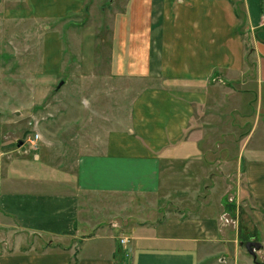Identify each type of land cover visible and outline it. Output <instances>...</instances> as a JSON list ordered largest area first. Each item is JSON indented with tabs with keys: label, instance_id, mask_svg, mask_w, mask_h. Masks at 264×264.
Listing matches in <instances>:
<instances>
[{
	"label": "crops",
	"instance_id": "obj_1",
	"mask_svg": "<svg viewBox=\"0 0 264 264\" xmlns=\"http://www.w3.org/2000/svg\"><path fill=\"white\" fill-rule=\"evenodd\" d=\"M23 1L25 15L47 22L44 68L60 73L61 32L50 23L85 3ZM263 11L264 0H124L108 28V112L73 126V166L0 153V264H256ZM195 190L204 199L192 208ZM248 242L261 245L254 257Z\"/></svg>",
	"mask_w": 264,
	"mask_h": 264
},
{
	"label": "rangeland",
	"instance_id": "obj_2",
	"mask_svg": "<svg viewBox=\"0 0 264 264\" xmlns=\"http://www.w3.org/2000/svg\"><path fill=\"white\" fill-rule=\"evenodd\" d=\"M123 1L83 0V13L50 23L60 28L64 64L60 73H52L44 68L43 26L47 22L25 15L23 0H0V153L15 151L21 160L40 158L53 169L73 166L74 138L79 133V126H73L108 112L104 97L111 88L106 69L108 28ZM35 134L39 138L31 145ZM237 184L241 194V183ZM198 193L192 208L204 199ZM102 199L106 200L98 197L95 201ZM169 203L160 206L166 211L179 210ZM8 224L14 226L13 221ZM3 231L10 235L16 229L7 226ZM33 241L43 244L45 239ZM259 254L255 263L264 264V253Z\"/></svg>",
	"mask_w": 264,
	"mask_h": 264
},
{
	"label": "water",
	"instance_id": "obj_3",
	"mask_svg": "<svg viewBox=\"0 0 264 264\" xmlns=\"http://www.w3.org/2000/svg\"><path fill=\"white\" fill-rule=\"evenodd\" d=\"M261 245L256 242H248L245 244V248L247 252L254 257L255 251H258L260 249Z\"/></svg>",
	"mask_w": 264,
	"mask_h": 264
},
{
	"label": "built area",
	"instance_id": "obj_4",
	"mask_svg": "<svg viewBox=\"0 0 264 264\" xmlns=\"http://www.w3.org/2000/svg\"><path fill=\"white\" fill-rule=\"evenodd\" d=\"M263 13H264V11H263ZM264 15V14H263ZM38 138H39V135L38 134H35L34 135V138H33V140H28L29 141V143L31 144V145H33L34 144V141H36V140H38ZM221 221L225 224V223H229V222H233V220H231L227 215H223L222 217H221ZM126 242V240H123V239H121V243H125Z\"/></svg>",
	"mask_w": 264,
	"mask_h": 264
}]
</instances>
